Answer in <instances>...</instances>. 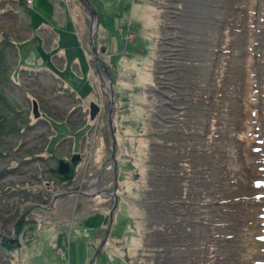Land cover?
Wrapping results in <instances>:
<instances>
[{"label": "rangeland", "instance_id": "rangeland-1", "mask_svg": "<svg viewBox=\"0 0 264 264\" xmlns=\"http://www.w3.org/2000/svg\"><path fill=\"white\" fill-rule=\"evenodd\" d=\"M78 1L0 0V239L20 242L0 264H264V0H92L113 107ZM73 152L77 185L118 183L98 254L110 204L56 198L50 174Z\"/></svg>", "mask_w": 264, "mask_h": 264}, {"label": "flooded vegetation", "instance_id": "flooded-vegetation-1", "mask_svg": "<svg viewBox=\"0 0 264 264\" xmlns=\"http://www.w3.org/2000/svg\"><path fill=\"white\" fill-rule=\"evenodd\" d=\"M106 86L105 84L102 83V87L101 89H105ZM107 90H108V86H107ZM109 105V103H108ZM107 105V111H108V117H110L113 113H114V109H113V112L111 111L110 107ZM87 125V122L86 124L84 125L86 127ZM92 131V129H90ZM79 155H82L83 157V154H79V152H73V153H70V155H64L62 157V159H64V161L66 163H69L70 164V168L74 171V178L72 180L70 179H67L65 178L63 175H59V187L62 191H67L66 193L70 192V193H74L73 196H67L65 198H78V197H92L97 195V194H101V197L100 198L101 200H104V202H98V205L99 203H101L100 207L97 205V208H100V209H106V205L109 203L110 204V208H109V211H108V215H107V218L106 216H104V222L101 221V224L98 226H96L98 228V232H97V235H94V239L96 240H100L101 243L100 245H97V250H99L101 248V244L103 243V241L106 239V243L104 244L103 249H106V245L109 243V240L111 239V235L113 234V232L115 231L116 233V228L115 226L117 225V222H115V220L112 221V227H111V230H110V235L108 236V238L106 237V233L108 231V229L110 228V225H111V219H110V214L111 212L113 211V216L115 213H119V205H120V198L118 197V188L115 190V186L118 185V183H116L115 181V184L113 183V179L110 181V186L108 188H110L109 191H106L107 187L105 186V178L103 179L104 176H102V172L98 175H96V177L94 179H86V188H84V183H80L79 185H77V178H78V174L80 172V168L83 167L82 165L83 164V160H81V156ZM85 159V158H84ZM88 169V168H87ZM88 172H85V175L87 174ZM113 185V187H112ZM97 187V188H96ZM88 188H90V191L91 192H84V190H87ZM93 190V191H92ZM84 192V193H83ZM91 193H93V195H90ZM49 194V192H48ZM69 194V193H68ZM116 202H117V205H116ZM116 205V209H114ZM96 214V213H95ZM94 217V215L91 217L90 220H92ZM86 225V224H85ZM87 226V225H86ZM94 226V225H92ZM120 245H117L116 247H119ZM101 250V252H102Z\"/></svg>", "mask_w": 264, "mask_h": 264}, {"label": "water", "instance_id": "water-1", "mask_svg": "<svg viewBox=\"0 0 264 264\" xmlns=\"http://www.w3.org/2000/svg\"><path fill=\"white\" fill-rule=\"evenodd\" d=\"M81 4H82V7H83V12L85 13L86 16H88V18H90V21L92 22V24L94 25L95 27V30L93 31L92 30V39H91V45H92V52L94 54V60L96 62V65H97V71H98V74L100 75V80L101 82L103 83V78L101 76V69L106 72L108 74V77H109V84H110V87H111V91H113V78L111 76V73H109L107 71V69L99 62V54L97 53L96 51V48H95V36H96V33H97V29H98V25H99V22H100V19H99V16L97 14V12L95 11L94 9V6L92 4V2L90 0H80ZM105 53V49L102 50V54ZM104 84V83H103ZM108 98L110 97V101H108V103L113 107L114 106V102H113V97L114 95L112 96H108L106 95ZM35 105V110L37 111V103L34 104ZM92 111H91V116L92 118H94L98 112V107L93 104L92 105ZM58 173L59 175H63L65 178L67 179H70L72 180L74 178V171L70 168V164L69 163H66L65 161L61 160L59 163H58ZM117 189V185L115 186V190L116 191ZM69 193V194H68ZM60 193L57 195L56 198H63V197H67V196H73L74 193ZM101 196V194H100ZM56 198L53 200L55 201ZM116 205H117V202H116ZM116 205L114 207V209H116ZM114 211V210H113ZM113 211L111 212L110 214V219H111V225H110V228L108 229L107 233H106V237L108 238V236L110 235V230H111V227H112V221H113ZM106 243V239L103 241V243L101 244V248L97 251V254L101 252L104 244Z\"/></svg>", "mask_w": 264, "mask_h": 264}, {"label": "trees", "instance_id": "trees-1", "mask_svg": "<svg viewBox=\"0 0 264 264\" xmlns=\"http://www.w3.org/2000/svg\"><path fill=\"white\" fill-rule=\"evenodd\" d=\"M258 3V0H257ZM4 50L2 49V47L0 48V57L3 56L4 57ZM6 71L1 69V63H0V83L1 82H5V81H9L12 82V78L10 77V72H7L8 66H5ZM6 94L2 93L0 91V109L2 107L6 108V111H14V107H11V105L8 103L7 98H6ZM16 115H19L18 113ZM3 119L4 116L0 114V132L3 133V129H4V124H3ZM35 127V126H32ZM56 157V156H55ZM54 156H50L47 160H54L56 159ZM51 163V162H49ZM47 164V163H46ZM50 174L51 176L55 177L56 179H58L57 177L59 176L57 173V165H54L52 167H50ZM99 219H101L100 221H103V216L99 215L98 217ZM105 221V220H104ZM0 244L1 246L6 249L7 251H12L14 249L20 248V242L19 240L16 241V239L11 240V239H6V238H1L0 239Z\"/></svg>", "mask_w": 264, "mask_h": 264}, {"label": "crops", "instance_id": "crops-1", "mask_svg": "<svg viewBox=\"0 0 264 264\" xmlns=\"http://www.w3.org/2000/svg\"><path fill=\"white\" fill-rule=\"evenodd\" d=\"M39 0H35V4L38 2ZM91 2H92V4H93V6H94V3H93V1L92 0H90ZM60 4H62L61 6L63 7V6H68V7H72V8H77V4L79 5V7H81V5L79 4V1L77 2V0H60V2H59ZM35 6V5H34ZM62 7H60V9L62 8ZM82 10H83V8H82ZM85 14V13H84ZM86 16V15H85ZM60 18V20H61V22H64L65 21V26H64V29H65V36H67V37H71V36H73V37H75V35H76V33H75V30L71 27V23H70V19H69V16L67 15V12H66V14H65V16L64 17H59ZM85 23L80 27V26H78L77 25V23L75 24V28H76V32H78V35L80 34V42H81V44L84 46V44L86 43V40L88 41V31L90 30V32H91V29H92V22L90 21V18H88V16H86L85 17ZM85 34V38H86V40H84L83 38L84 37H82L83 35ZM79 42V41H78ZM62 46H65V47H67V43L65 42V43H63L62 44ZM66 49H68V48H66ZM86 55H88L87 53H86ZM90 62H91V58H90V60H89ZM99 219V218H98ZM103 219H104V217H103ZM100 220L101 219H99V222H100ZM98 222V223H99ZM103 222H104V220H103Z\"/></svg>", "mask_w": 264, "mask_h": 264}, {"label": "bare ground", "instance_id": "bare-ground-1", "mask_svg": "<svg viewBox=\"0 0 264 264\" xmlns=\"http://www.w3.org/2000/svg\"><path fill=\"white\" fill-rule=\"evenodd\" d=\"M26 5L27 6H29L28 4H27V2H26ZM34 5H35V0L33 1V4L31 5V6H29V7H34ZM28 7V8H29ZM103 83L105 84V86H106V88L103 90V89H101V90H99L100 91V93L98 94V96H101V91H102V93H103V95L104 96H106V95H109V93H110V91L109 90H107V83L103 80ZM109 86H110V84H109Z\"/></svg>", "mask_w": 264, "mask_h": 264}, {"label": "built area", "instance_id": "built-area-1", "mask_svg": "<svg viewBox=\"0 0 264 264\" xmlns=\"http://www.w3.org/2000/svg\"><path fill=\"white\" fill-rule=\"evenodd\" d=\"M34 0H27V4H29V6H31L33 4Z\"/></svg>", "mask_w": 264, "mask_h": 264}]
</instances>
